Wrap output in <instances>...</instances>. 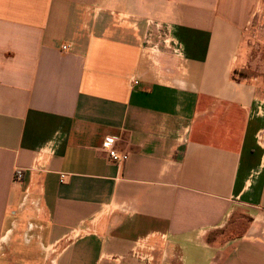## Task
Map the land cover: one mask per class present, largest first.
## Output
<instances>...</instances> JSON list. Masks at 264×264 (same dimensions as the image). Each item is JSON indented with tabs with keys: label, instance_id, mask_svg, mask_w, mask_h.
<instances>
[{
	"label": "crops",
	"instance_id": "obj_1",
	"mask_svg": "<svg viewBox=\"0 0 264 264\" xmlns=\"http://www.w3.org/2000/svg\"><path fill=\"white\" fill-rule=\"evenodd\" d=\"M262 4L0 0L5 263L21 246L46 264H264V93L233 76Z\"/></svg>",
	"mask_w": 264,
	"mask_h": 264
},
{
	"label": "rangeland",
	"instance_id": "obj_2",
	"mask_svg": "<svg viewBox=\"0 0 264 264\" xmlns=\"http://www.w3.org/2000/svg\"><path fill=\"white\" fill-rule=\"evenodd\" d=\"M258 13L249 18L243 29V37L239 49L241 65L235 69L233 76L237 78L256 79L258 87L264 93V4L261 5ZM35 232V231H34ZM18 247V246H17ZM22 250L23 255L16 261H6V251L0 255L2 264H46L42 263L39 250L34 247L32 250H25L19 246L18 251ZM20 253V252H19ZM149 253V251H148ZM154 257V251L151 252ZM3 261V262H2Z\"/></svg>",
	"mask_w": 264,
	"mask_h": 264
},
{
	"label": "built area",
	"instance_id": "obj_3",
	"mask_svg": "<svg viewBox=\"0 0 264 264\" xmlns=\"http://www.w3.org/2000/svg\"><path fill=\"white\" fill-rule=\"evenodd\" d=\"M70 45H63L62 50L68 51L70 50ZM117 139L114 137H106L102 142V149L106 153L109 160L112 162L121 165L125 163L128 159V154L122 151H119L116 148ZM24 171L23 169L16 168L13 172V182L14 183H21L23 180ZM61 181H63L64 175H61ZM144 246V241L139 242L138 246L134 247L132 254L134 257L144 260L146 263H150L153 261V257L151 252L154 251L152 247ZM146 249L148 252L144 253L143 249Z\"/></svg>",
	"mask_w": 264,
	"mask_h": 264
}]
</instances>
